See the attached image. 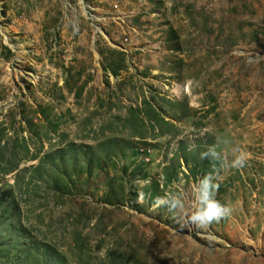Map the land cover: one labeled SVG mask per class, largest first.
Returning a JSON list of instances; mask_svg holds the SVG:
<instances>
[{
    "label": "rangeland",
    "instance_id": "rangeland-1",
    "mask_svg": "<svg viewBox=\"0 0 264 264\" xmlns=\"http://www.w3.org/2000/svg\"><path fill=\"white\" fill-rule=\"evenodd\" d=\"M0 264H264V0H0Z\"/></svg>",
    "mask_w": 264,
    "mask_h": 264
},
{
    "label": "clouds",
    "instance_id": "clouds-1",
    "mask_svg": "<svg viewBox=\"0 0 264 264\" xmlns=\"http://www.w3.org/2000/svg\"><path fill=\"white\" fill-rule=\"evenodd\" d=\"M206 157L214 162L219 159L218 153L212 147H208L206 151L201 152L200 158ZM244 163L245 157L237 149V155L231 161L230 167L241 168L244 166ZM216 188L217 184L214 183L212 173H207L202 178H199L192 187L191 191L194 203L187 218L195 227L205 228L212 222L219 221L230 214L231 209L226 204H221L215 199ZM154 204L158 207L166 208L170 213L185 212V205L182 199L176 196L156 197Z\"/></svg>",
    "mask_w": 264,
    "mask_h": 264
}]
</instances>
